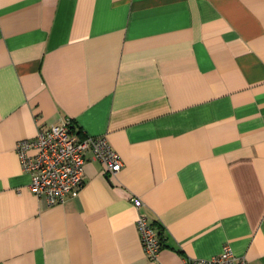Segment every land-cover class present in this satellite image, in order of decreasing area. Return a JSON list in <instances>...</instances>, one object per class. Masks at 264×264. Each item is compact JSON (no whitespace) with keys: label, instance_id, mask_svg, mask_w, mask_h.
<instances>
[{"label":"crops","instance_id":"1","mask_svg":"<svg viewBox=\"0 0 264 264\" xmlns=\"http://www.w3.org/2000/svg\"><path fill=\"white\" fill-rule=\"evenodd\" d=\"M60 121L122 167L88 152L78 194L48 206L16 145ZM226 244L264 264V0H0V264H185Z\"/></svg>","mask_w":264,"mask_h":264},{"label":"built area","instance_id":"2","mask_svg":"<svg viewBox=\"0 0 264 264\" xmlns=\"http://www.w3.org/2000/svg\"><path fill=\"white\" fill-rule=\"evenodd\" d=\"M16 152L21 169L30 175V190L36 197H44L48 206L62 204L66 197L78 194L88 152L105 166L109 175H116L122 167L120 156L105 137L76 139L67 121L39 130L34 139L19 141ZM133 204L135 208L142 206L137 198L133 199ZM135 224L145 256L150 261H157L161 252L157 232L145 214L139 215ZM185 264H246V261L234 255L226 244L217 256L187 259Z\"/></svg>","mask_w":264,"mask_h":264}]
</instances>
